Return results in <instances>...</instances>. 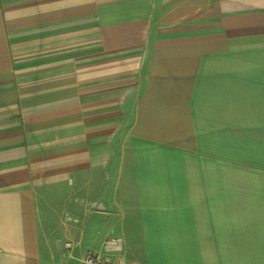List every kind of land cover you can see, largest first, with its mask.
<instances>
[{
	"label": "crops",
	"instance_id": "obj_1",
	"mask_svg": "<svg viewBox=\"0 0 264 264\" xmlns=\"http://www.w3.org/2000/svg\"><path fill=\"white\" fill-rule=\"evenodd\" d=\"M107 238L264 264V0H0V264Z\"/></svg>",
	"mask_w": 264,
	"mask_h": 264
},
{
	"label": "built area",
	"instance_id": "obj_2",
	"mask_svg": "<svg viewBox=\"0 0 264 264\" xmlns=\"http://www.w3.org/2000/svg\"><path fill=\"white\" fill-rule=\"evenodd\" d=\"M66 247H68V244H66ZM119 250L120 240L117 238H107L103 241L100 251H86L78 264H123L113 257Z\"/></svg>",
	"mask_w": 264,
	"mask_h": 264
},
{
	"label": "rangeland",
	"instance_id": "obj_3",
	"mask_svg": "<svg viewBox=\"0 0 264 264\" xmlns=\"http://www.w3.org/2000/svg\"><path fill=\"white\" fill-rule=\"evenodd\" d=\"M67 244V243H66ZM65 248H67V247H65ZM67 264H73V262H69V263H67Z\"/></svg>",
	"mask_w": 264,
	"mask_h": 264
}]
</instances>
